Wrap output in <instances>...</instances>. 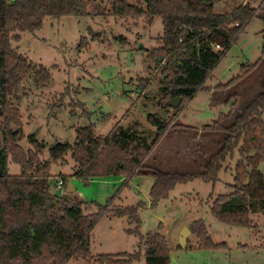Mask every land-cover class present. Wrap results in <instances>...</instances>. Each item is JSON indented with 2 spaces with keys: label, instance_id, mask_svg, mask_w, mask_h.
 Here are the masks:
<instances>
[{
  "label": "rangeland",
  "instance_id": "rangeland-1",
  "mask_svg": "<svg viewBox=\"0 0 264 264\" xmlns=\"http://www.w3.org/2000/svg\"><path fill=\"white\" fill-rule=\"evenodd\" d=\"M127 2L144 8L143 0ZM243 2L213 0L212 9L228 13ZM88 13L85 17H46L37 31L20 33V40L11 42L17 53L42 65L51 75L45 87H36L31 77L26 78L16 97L7 98V111L18 113L20 127L11 126L12 131H22L18 145L45 163L55 144L74 145L78 129L92 126L93 136L103 138L116 124L123 128L139 124L153 146L139 175L130 179L111 175L85 184L72 177L74 163L69 152L62 161L51 164L52 194L71 204H81L86 215L102 210L90 233V258L71 259L65 264H95L103 255L137 251L138 236L126 232L135 226L111 213L118 207L137 205L140 234H163L170 264H264V214H250L252 228L248 229L227 226L210 210L217 196L233 191L232 169L237 161L246 165L239 154L226 163L231 170L220 171L215 183L195 179L178 184L155 206L149 199L153 179L140 175L152 170L199 172L204 158L219 148L223 134L202 128L212 125L221 114L232 111L236 115L260 93L264 77V10L257 12L211 70L203 89L187 100L179 113L158 106L163 66L155 68V63L147 59V53L160 46L161 19L148 15L118 17L108 0H88ZM7 111L0 107V145L4 144ZM150 114L159 115L167 123L155 142L158 130L150 124ZM232 117L224 122L230 124ZM31 135L44 146L39 153L28 140ZM7 167L9 176L20 175L21 168L11 156ZM258 171L264 175V161L259 163ZM60 177L65 182L57 189ZM67 182L72 183L73 192H66ZM196 221L204 223L214 245L224 246L199 249L200 240L189 229ZM184 227L190 234L185 248H181L179 235ZM132 264H145L142 252L140 261Z\"/></svg>",
  "mask_w": 264,
  "mask_h": 264
},
{
  "label": "trees",
  "instance_id": "trees-1",
  "mask_svg": "<svg viewBox=\"0 0 264 264\" xmlns=\"http://www.w3.org/2000/svg\"><path fill=\"white\" fill-rule=\"evenodd\" d=\"M108 1L118 17L148 15L151 19H161L160 46L148 52L147 59L155 63V68L163 66L158 106L178 113L187 100L203 89L211 70L257 12L264 10V0H244L222 14L213 11V0H143L144 8L132 6L127 0ZM65 16H89L88 0H0V107L4 112L9 108L7 98L16 97L26 78L31 77L36 87H45L51 81L48 69L17 53L11 42L19 41L20 33L37 31L46 17ZM262 21L264 24V18ZM261 35L264 39V29ZM217 45L221 48L219 51L214 48ZM175 98L181 99L179 106L168 105L167 102ZM231 113L221 114L212 125L202 128L222 133L223 138L219 148L204 158L201 171L152 170L140 174L153 179L149 191L152 206L167 198L178 184L195 179L215 183L220 171L231 170L226 163L239 154L246 165L236 162L230 186L233 191L217 196L211 213L227 226L248 229L252 228L250 214H264V175L258 171L259 163L264 161V77L260 93L236 115ZM5 117L4 144L0 145V264H65L71 259H89L90 233L102 210L86 215L81 204H71L52 194L51 164L62 161L69 152L74 163L72 177L85 184L111 175L130 179L139 175L153 145L149 144L139 124L128 128L116 124L103 138L94 137L92 126H88L77 130L73 146L55 144L48 151V161L40 163L34 152H23L18 145L22 139L21 129L11 130L13 125L20 127L17 111L8 110ZM231 117L232 122L226 124L224 120ZM148 118L158 130L155 142L164 133L167 123L156 114ZM35 137L31 135L28 140L39 153L44 146ZM10 156L21 168L18 176L8 174ZM60 178L58 181L64 183L65 178ZM138 208L139 205L125 206L111 211L113 217L125 218L135 226L126 232L138 236V250L130 254L103 255L95 264H132L140 261L141 252L145 264H170L165 236L140 234ZM189 229L200 240L199 249L224 246L212 243L202 221L192 223Z\"/></svg>",
  "mask_w": 264,
  "mask_h": 264
},
{
  "label": "water",
  "instance_id": "water-1",
  "mask_svg": "<svg viewBox=\"0 0 264 264\" xmlns=\"http://www.w3.org/2000/svg\"><path fill=\"white\" fill-rule=\"evenodd\" d=\"M140 48H142V46ZM180 102H181L180 98H175V99L169 100L167 103H168V105H170L172 107H178ZM73 191H74V187H73L72 183L71 182H67V184H66V192H73ZM189 234H190L189 229L184 227L182 229L180 235H179V246L181 248H185L186 242H187V238H188ZM51 264H53V263H51Z\"/></svg>",
  "mask_w": 264,
  "mask_h": 264
},
{
  "label": "built area",
  "instance_id": "built-area-1",
  "mask_svg": "<svg viewBox=\"0 0 264 264\" xmlns=\"http://www.w3.org/2000/svg\"><path fill=\"white\" fill-rule=\"evenodd\" d=\"M7 2L13 1V0H6ZM216 51H219L221 48L217 45L214 47ZM64 185V183L62 181H58L57 182V189H61V187Z\"/></svg>",
  "mask_w": 264,
  "mask_h": 264
}]
</instances>
